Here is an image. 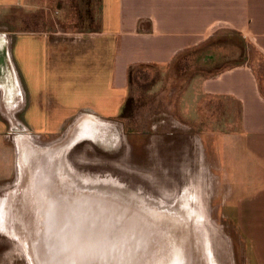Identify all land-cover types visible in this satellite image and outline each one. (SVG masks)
<instances>
[{
	"label": "rangeland",
	"instance_id": "1",
	"mask_svg": "<svg viewBox=\"0 0 264 264\" xmlns=\"http://www.w3.org/2000/svg\"><path fill=\"white\" fill-rule=\"evenodd\" d=\"M99 7L28 0L0 29L97 31ZM242 64L264 97V56L222 31L168 64L133 66L128 102L105 122L110 133L91 128L85 139L68 121L39 138L21 117L7 123L0 264H177L179 255L180 264H239L238 149L225 144L241 128L239 112L230 100L199 96L197 83Z\"/></svg>",
	"mask_w": 264,
	"mask_h": 264
},
{
	"label": "crops",
	"instance_id": "2",
	"mask_svg": "<svg viewBox=\"0 0 264 264\" xmlns=\"http://www.w3.org/2000/svg\"><path fill=\"white\" fill-rule=\"evenodd\" d=\"M27 2L0 0V19ZM99 24L92 32L0 29V134L20 117L31 137L52 135L68 121L78 136L89 135L91 128L110 133L112 123L105 122L118 117L127 101L131 66L168 64L222 31L237 33L264 56V0H100ZM197 90L199 96L230 100L239 112L241 128L225 141L238 149L236 218L244 241L238 261L264 264L259 81L242 64L200 79Z\"/></svg>",
	"mask_w": 264,
	"mask_h": 264
},
{
	"label": "bare ground",
	"instance_id": "3",
	"mask_svg": "<svg viewBox=\"0 0 264 264\" xmlns=\"http://www.w3.org/2000/svg\"><path fill=\"white\" fill-rule=\"evenodd\" d=\"M10 93H11V92H10ZM11 96H12V95H11ZM13 99H14V98H13ZM11 100H12V99H11ZM167 119H168V118H167ZM23 136H24V135H23ZM48 169H49V168H48ZM81 201H83V200H81ZM81 201L78 200L77 203H75V206H76V207H77V206L79 207V204H80ZM76 204H77V205H76ZM81 204H82V203H81ZM90 205H91V206H95V207L98 206V204L93 203V202H91ZM82 206H83V205H82ZM194 206H196V205H194ZM80 207H81V205H80ZM102 208H103V207H102ZM197 208H198V206H197ZM104 210L107 211V212H109V211H108V208L105 207V206H104ZM201 213H202V212H201ZM129 220H130V221H133L131 218H129ZM13 244H14V243H13ZM218 245H219V244H218ZM17 246H19V245H17ZM179 254H181V253H179ZM178 261H179L180 263L182 262V257H181V255L178 256ZM179 262H177V264H180Z\"/></svg>",
	"mask_w": 264,
	"mask_h": 264
},
{
	"label": "trees",
	"instance_id": "4",
	"mask_svg": "<svg viewBox=\"0 0 264 264\" xmlns=\"http://www.w3.org/2000/svg\"><path fill=\"white\" fill-rule=\"evenodd\" d=\"M239 36V35H238ZM212 38H215V37H212ZM212 38L210 39V40H212ZM218 38V37H217ZM240 38H243V37H240ZM132 68H133V66H131L130 68H129V75L131 74V70H132ZM128 102V101H127ZM127 102H126V104H127Z\"/></svg>",
	"mask_w": 264,
	"mask_h": 264
}]
</instances>
